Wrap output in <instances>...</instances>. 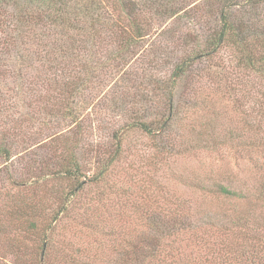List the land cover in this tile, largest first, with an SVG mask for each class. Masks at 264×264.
Instances as JSON below:
<instances>
[{"label": "trees", "instance_id": "1", "mask_svg": "<svg viewBox=\"0 0 264 264\" xmlns=\"http://www.w3.org/2000/svg\"><path fill=\"white\" fill-rule=\"evenodd\" d=\"M206 84L233 109L249 101L250 115L213 109L201 126L181 118L214 105ZM80 100L106 124L117 119L87 153L72 115ZM227 114L233 125L218 124ZM61 117L66 132L46 142L29 134ZM263 129L264 0H0V253L13 264H264ZM138 133L161 162L195 148L249 150L258 185L234 186L221 155L186 181L189 209L150 177L109 185ZM91 186L97 195L83 202Z\"/></svg>", "mask_w": 264, "mask_h": 264}, {"label": "rangeland", "instance_id": "2", "mask_svg": "<svg viewBox=\"0 0 264 264\" xmlns=\"http://www.w3.org/2000/svg\"><path fill=\"white\" fill-rule=\"evenodd\" d=\"M143 13H145L147 15H151L149 12H143ZM145 39L149 40L150 38H149V36H147ZM148 43L149 42H147L146 44H148ZM70 60H71L70 58H66V57L60 59L61 67H66L67 63L70 62ZM160 72L161 71H159L158 73H156V72L152 73L151 72V74L161 75V74H159ZM147 74L148 75L146 76V78L149 79V72H147ZM246 77L249 78V74H246V76H245L244 72L240 73L239 78L241 79V81H239V87L243 86L242 80H245ZM117 79H118V77H116V78L114 77V80H112L111 82L115 83V81H117ZM229 80H231V79H229ZM96 84L99 85L98 89L102 88L101 84H99L98 81ZM112 85L113 84H111V87H112ZM208 85L209 84H206L205 87L204 86L201 87L202 95H203V97L210 96L211 99H214V100L210 99V101H214V105L212 107H208L209 111L204 112V113H202L204 110H202V112H201V110H193L191 108H187V110L184 111V114L181 116V118L184 117L185 120L187 118H189L190 121H193L196 126H201L203 124L202 122L206 121L207 116H208L207 118L209 121V119H210L209 113L213 109H215L217 111L219 110L218 112H220L221 110L232 109L231 111H229L230 113H232L231 118L233 117L234 119L236 118L237 120L239 119L238 118L239 117L238 112L240 110H244V111H246V113L250 112V110L248 111L249 107H251L249 101H245V103L248 104V105L246 104L247 105L246 107L242 106V108L233 109L234 108L233 102H231L230 100L224 101V99H221V97L216 96L214 91L212 90L213 88L211 89V87ZM111 87H108L107 89L105 88L106 89L105 91H107ZM84 103L85 102L80 100V102L77 106V109L74 110L72 115H73V117H75V119H77V121L79 120V121L84 122L83 128H85V131H84L85 137H84V141H83V149L85 148V153H87L91 149L96 150L97 148L98 149L103 148L104 145H102V142L104 144L105 140L101 136V134H102V131L107 128L104 126L105 125L112 126L113 124H116L117 119L110 118L109 123L106 124V122H107L106 116L104 114L101 116L97 115L98 110H96L94 108L95 104L86 108V105H84ZM14 104H15V101H14ZM19 104H20V102L16 101V105L14 107H17V108L20 107ZM9 106H11V104ZM226 107H229V108H226ZM25 111L30 114L29 109L25 108ZM236 111H237V113H236ZM236 114H237V116H236ZM248 114L250 115V113H248ZM43 115H45V114H43ZM203 116L205 117L204 120H203V118H204ZM227 116H228V114L221 116L222 118L220 120H218V124L224 125L227 127H230V124L233 125L231 118H227ZM96 118H98V119H96ZM69 123L70 122L68 119H64L62 117L59 119H56V120L46 121V124H47L46 127L43 126L44 128L43 127L31 128V130L29 131V134L36 132L37 135L41 138L40 141L46 142L44 137H46V134L49 131H51L52 134L54 133V134L60 135L62 133V132H60V130H63V132H66L67 130H69V129H67ZM25 124L27 125V127L37 126V125H34L33 123H31V121L25 122ZM235 126L239 127L238 133H242L244 131V133H248V135L251 137V131L248 132V129H246V128L240 129L239 123L235 124ZM40 131H43L42 134L39 133ZM177 131H178V133H181V130L179 129V127H177L175 132H177ZM263 131H264V129H263ZM58 132H60V133H58ZM50 139L51 138H49V140ZM248 139H246V140H248ZM191 140H192V137L189 136L188 143H190ZM129 143H130V145L128 146L129 149L126 151V153L122 159V163H120L116 166V168L112 172L111 176L108 178L107 183L109 185H111L112 183H115L114 185L118 186V187H120V185H122V187H126V186H130L131 184H134V183H136L135 185L137 186L139 184L138 180L145 179V178L148 179V177H150L152 179V181H157V184L162 183L161 185H163L162 186L163 188L160 186L159 190L164 191L163 192L164 195L167 194L168 192H170L171 189L174 191L176 190L178 192V197L181 199L180 200L181 205H182V203H184L185 204L184 207H186V208L192 207V206L186 205V203H189L190 201H192L191 199L194 198L193 193L189 188V184L186 182L188 180V178L190 177V179H191V177H192V179H195L196 177H194V176H196V175H195L194 171L196 170L197 175L201 174L202 173V167L204 165H209L210 162L215 161V165L217 166L216 168H218V166L220 165L219 164L220 161H218L216 159L217 155H218V157L221 155V153L219 151L216 153H212L209 150L204 151L201 148H195L193 150V152L192 151L185 152L184 156L178 157V159L176 161L175 160L170 161L171 159H169L168 161H164V162L162 161L161 162L160 158L157 160L154 159V157L156 155H154L153 149L151 147V143L146 139V137L142 136V134L138 133V134L132 135L129 139ZM182 143L185 144L184 141ZM39 145H41V143ZM39 145H36L32 148L38 147ZM185 147H186V145L183 146V149ZM38 149L39 148H36L35 150H38ZM79 149H80V147H79ZM222 150H221L222 155L220 156V158L225 159L224 160L225 168L228 167V164H230L231 173H232L231 176H232V178H234V186L238 187L239 189H245L248 187L253 188L256 185H258L257 180H255L253 178V176L257 177L258 174L255 175V173H258V172H257V170H255L254 172L251 171L250 162L247 161V159L251 155H253V153L251 154V152H249V150L244 151V152H242V150H241V152H240V151L229 149L227 147L223 148ZM40 151L41 150H39L38 152H40ZM262 153L263 152H260L256 158L260 162H262V161L264 162V160H262L264 157V155ZM86 156L87 155H85V157ZM253 157H256V155H253ZM163 159H165V158H163ZM226 159H227V161H226ZM169 163L171 165H169ZM173 163H176V166L178 167V173L180 174V177H181L180 182L174 180V178H173L174 171L171 170ZM261 169H262L261 171H264V166H262ZM124 175H126L128 177H126L125 180H121V178H119V176H124ZM258 177H261V174L258 175ZM165 188H166V191H165ZM90 189L92 191L89 192L88 195H84L82 197V199H84L83 202H87V200L89 198H92V197L95 198L96 197L98 189L95 188L94 186H91ZM209 206H212V203L208 202L207 205L205 204L204 209L209 208ZM245 206H246V204H245ZM247 206L249 209L250 203H248ZM182 209H184V208H182ZM197 215H198V213H197ZM75 248L78 249V245H75ZM25 249L20 251V253H22L21 254L22 256L24 254L28 255V253L30 252L29 249L28 250L27 249L25 250ZM106 251H107V253L108 252L110 253L109 250H106ZM11 253L12 252L10 250H9V252L0 253V256L5 257V259H0V264H13V262L10 259ZM108 262L106 264H108Z\"/></svg>", "mask_w": 264, "mask_h": 264}]
</instances>
